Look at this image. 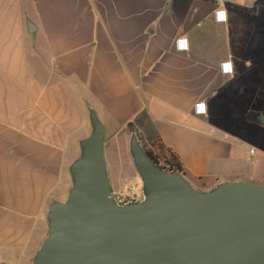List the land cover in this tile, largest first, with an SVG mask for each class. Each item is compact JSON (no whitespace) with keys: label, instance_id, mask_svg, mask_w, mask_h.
Wrapping results in <instances>:
<instances>
[{"label":"crops","instance_id":"obj_1","mask_svg":"<svg viewBox=\"0 0 264 264\" xmlns=\"http://www.w3.org/2000/svg\"><path fill=\"white\" fill-rule=\"evenodd\" d=\"M89 106L115 150L157 139L196 189L262 184L264 0H0V261L30 264Z\"/></svg>","mask_w":264,"mask_h":264},{"label":"water","instance_id":"obj_2","mask_svg":"<svg viewBox=\"0 0 264 264\" xmlns=\"http://www.w3.org/2000/svg\"><path fill=\"white\" fill-rule=\"evenodd\" d=\"M70 187L46 210V234L30 264H264V182L194 188L154 162L131 132L127 150L141 199L119 204L105 159V127L88 107ZM264 127V112L256 117Z\"/></svg>","mask_w":264,"mask_h":264},{"label":"rangeland","instance_id":"obj_3","mask_svg":"<svg viewBox=\"0 0 264 264\" xmlns=\"http://www.w3.org/2000/svg\"><path fill=\"white\" fill-rule=\"evenodd\" d=\"M124 148L123 146L121 152L120 150H115L112 138L109 131H107V135L105 134L104 139L105 159L109 167L111 187L116 195L127 193L130 190H138L141 186L139 177L132 166L129 154ZM78 153L79 149L77 155ZM160 163L162 164L161 159ZM37 241L38 240H35L31 247H33Z\"/></svg>","mask_w":264,"mask_h":264},{"label":"built area","instance_id":"obj_4","mask_svg":"<svg viewBox=\"0 0 264 264\" xmlns=\"http://www.w3.org/2000/svg\"><path fill=\"white\" fill-rule=\"evenodd\" d=\"M214 20L217 23L226 22V11L224 8H217L214 10ZM175 48L177 51H185L187 50V39L185 37H179L175 39ZM219 71L223 75H231L233 73V66L231 61L226 60L220 63ZM193 112L196 115H205L206 114V105L204 101H197L194 103ZM252 152V150H251ZM160 162V160H159ZM119 199L126 204L136 203L141 199V190H130L127 193L119 194ZM0 264H7L6 262L0 261Z\"/></svg>","mask_w":264,"mask_h":264},{"label":"trees","instance_id":"obj_5","mask_svg":"<svg viewBox=\"0 0 264 264\" xmlns=\"http://www.w3.org/2000/svg\"><path fill=\"white\" fill-rule=\"evenodd\" d=\"M235 10L241 13H247L248 10L239 6L231 5ZM151 159L160 167L169 171H178L183 174V168L178 157L159 140H153L148 146H144ZM162 160V164L159 160Z\"/></svg>","mask_w":264,"mask_h":264},{"label":"flooded vegetation","instance_id":"obj_6","mask_svg":"<svg viewBox=\"0 0 264 264\" xmlns=\"http://www.w3.org/2000/svg\"><path fill=\"white\" fill-rule=\"evenodd\" d=\"M111 189H112V187H111ZM112 192H113V195H114L116 201H117L119 204H121V205H126L125 202H123V201H121V200L119 199V196L115 194V191H114L113 189H112Z\"/></svg>","mask_w":264,"mask_h":264}]
</instances>
